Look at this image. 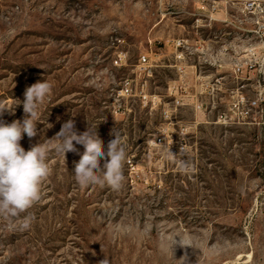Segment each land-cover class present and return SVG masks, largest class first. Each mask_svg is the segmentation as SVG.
Instances as JSON below:
<instances>
[{
  "label": "rangeland",
  "instance_id": "374dc122",
  "mask_svg": "<svg viewBox=\"0 0 264 264\" xmlns=\"http://www.w3.org/2000/svg\"><path fill=\"white\" fill-rule=\"evenodd\" d=\"M202 39L232 48L227 78L200 82L217 72ZM43 79L20 144H48L51 174L21 218L0 217V264H264V0H0V105L15 106L0 119L22 121ZM70 119L105 151L121 133L120 190L76 182L80 156L54 138Z\"/></svg>",
  "mask_w": 264,
  "mask_h": 264
},
{
  "label": "clouds",
  "instance_id": "9594fccd",
  "mask_svg": "<svg viewBox=\"0 0 264 264\" xmlns=\"http://www.w3.org/2000/svg\"><path fill=\"white\" fill-rule=\"evenodd\" d=\"M53 84L43 79L27 87L24 93L22 121L6 123L0 119V217L4 219L21 218L41 199V185L50 174L47 163L48 144L38 143L25 150L20 141L26 134L30 139L37 135L39 109L52 93ZM16 104V105H17ZM15 108V106H14ZM14 108L0 105V117L5 111L14 113ZM94 127V126H93ZM114 136L104 148V141L91 131L78 133L74 120L65 122L54 137L56 151L62 153L65 161L68 152L76 153L80 159L75 163L74 177L80 187L90 185L108 186L113 191L122 188L124 182L123 167L127 159V145L121 133L115 128L110 133ZM53 139V138H52ZM52 139H49L51 141ZM82 145L79 153L76 145ZM171 156L175 154L169 151ZM101 159L105 162L101 168ZM181 171H188L190 164L179 161ZM31 217H22L20 227H30ZM101 264H108L107 260Z\"/></svg>",
  "mask_w": 264,
  "mask_h": 264
},
{
  "label": "crops",
  "instance_id": "0c3cea01",
  "mask_svg": "<svg viewBox=\"0 0 264 264\" xmlns=\"http://www.w3.org/2000/svg\"><path fill=\"white\" fill-rule=\"evenodd\" d=\"M201 42L202 43L199 44V46H198V48H196V50L199 51L200 53L205 54L206 58H207V56H213V53H215L216 57H214L213 60L209 59L210 57L208 59L204 58V60L201 59L199 61V63H201L200 65H202V63H208L209 65L216 67L217 72L209 74L207 72V70L201 69L200 71H197L198 78L200 79V82L202 84H206L208 78L212 75H216V77L219 76L221 79L227 78L228 75H225L220 71H222L221 68L224 67V65L229 66L230 68H232V66H234L235 61H236V60L234 61V59H236V58L233 57L232 48L230 51L226 48L224 50L225 51L224 53L222 50H216L213 52L212 51L213 49H212L211 45L209 44V42L205 41L204 39H202ZM225 54H228L229 57H228V60L225 61V64H224L222 61V58H219V57H221L222 55H225ZM187 65H188V67H195L196 69L198 68V64H196V63L188 62ZM230 75L232 76V74H230ZM216 80H219V79L216 78ZM216 87H217V85H216ZM219 89L220 88H218L217 90H219ZM215 90H216V88H215Z\"/></svg>",
  "mask_w": 264,
  "mask_h": 264
},
{
  "label": "built area",
  "instance_id": "2783aa9c",
  "mask_svg": "<svg viewBox=\"0 0 264 264\" xmlns=\"http://www.w3.org/2000/svg\"><path fill=\"white\" fill-rule=\"evenodd\" d=\"M254 5H255V3L253 2L251 4V6H254ZM257 7L260 8V9L262 8L261 4H258ZM182 45H183L182 42H178V46H182ZM147 60H148V58H147L146 55H143L140 58V61L143 62V63L147 62ZM129 85L130 84L127 82V85L122 89V94H124L125 92L128 93L130 91V86ZM262 101H264V97L262 98Z\"/></svg>",
  "mask_w": 264,
  "mask_h": 264
}]
</instances>
